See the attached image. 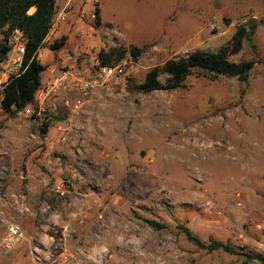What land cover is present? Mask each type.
Instances as JSON below:
<instances>
[{
  "label": "rangeland",
  "instance_id": "obj_1",
  "mask_svg": "<svg viewBox=\"0 0 264 264\" xmlns=\"http://www.w3.org/2000/svg\"><path fill=\"white\" fill-rule=\"evenodd\" d=\"M53 19L37 57L46 67L41 88L65 71L94 77L100 50L142 53L121 62L117 83L81 99L78 113L64 107L79 99L74 90L52 97L54 107L35 119L0 107V264H247L198 249L179 226L202 242L264 255V0H58ZM249 20L254 49L244 44L230 58L260 62L246 83L193 75L173 91L132 90L169 60L217 51ZM61 36L65 48L51 52ZM80 121L87 141L72 132ZM43 122L65 143L47 149ZM46 153L52 170L40 161ZM71 174L70 193L57 200L53 190ZM97 204L107 209L94 225L88 210ZM10 223L22 230L12 243Z\"/></svg>",
  "mask_w": 264,
  "mask_h": 264
},
{
  "label": "trees",
  "instance_id": "obj_2",
  "mask_svg": "<svg viewBox=\"0 0 264 264\" xmlns=\"http://www.w3.org/2000/svg\"><path fill=\"white\" fill-rule=\"evenodd\" d=\"M55 12V0H0V62L7 60L12 51L13 32L19 31L25 35L22 67L17 75L9 77L0 104L2 111L11 118H15L28 106H34L35 96L42 86V75L46 71V67L38 61L37 57L39 51L45 48L43 41L50 32ZM93 18L95 24L99 26L101 17L97 4L94 5ZM255 32L256 24L253 20L240 24L227 44L217 51L197 50L183 57L169 60L162 67H155L148 71L144 80L132 86V90L141 94L173 91L183 88L185 80L193 75L202 76L211 81L222 76L246 83L254 65L260 62L249 60L235 63L230 61V58L237 55L244 44L254 49ZM66 42L67 37L61 36L49 45V50L60 52L65 48ZM141 53L142 49L135 46L128 48L116 46L108 51L100 50L97 61L100 67H115L128 58L137 60ZM161 76H166L164 84L159 81ZM32 117L37 118L35 115ZM48 129L49 125L43 122L41 135H45ZM146 223L156 231L164 229V226L158 222L148 220ZM178 229L189 243L200 250L208 253L221 251L230 256L244 258V263L247 264H264V255L242 253L229 244L215 240L202 242L186 227L179 226Z\"/></svg>",
  "mask_w": 264,
  "mask_h": 264
},
{
  "label": "built area",
  "instance_id": "obj_3",
  "mask_svg": "<svg viewBox=\"0 0 264 264\" xmlns=\"http://www.w3.org/2000/svg\"><path fill=\"white\" fill-rule=\"evenodd\" d=\"M58 19V18H57ZM59 20V19H58ZM57 20V21H58ZM54 22V19H53ZM52 22V27L48 36L44 39L43 45H45L50 36L55 30L56 24ZM25 35L19 31H14L11 37L12 51L8 56L7 60L0 62V104L3 100V90L7 84L9 77L12 75H17L22 67L24 53H25ZM123 68L120 66L115 67H100L98 61L95 62V75L91 78H75L71 71L63 72L59 77L55 78L52 82L47 83L44 88H41L37 94L38 98L44 99L45 97H56L62 93L74 90L78 96V100L75 102H70L65 100L64 107L69 109L73 113H78L82 107V100L87 97L91 92L96 89L106 87L108 80H114L116 83L118 79L123 76ZM35 105V102H34ZM46 111L41 104L35 107L32 111L28 106L18 115L29 118L32 116L40 117ZM65 139L62 138V141ZM76 174L66 175L59 182V184L53 190L57 195V200L64 199L70 192L72 187V182L75 180ZM7 229V242L12 243L17 241L22 237V230L16 224H8Z\"/></svg>",
  "mask_w": 264,
  "mask_h": 264
},
{
  "label": "crops",
  "instance_id": "obj_4",
  "mask_svg": "<svg viewBox=\"0 0 264 264\" xmlns=\"http://www.w3.org/2000/svg\"><path fill=\"white\" fill-rule=\"evenodd\" d=\"M57 1L58 0H55V2L57 3ZM32 11H30V13H31ZM40 52V51H39ZM35 105H38V104H41L42 105V107H48V108H50V107H54V103H55V101H53V99H52V97H50V98H48V97H45L44 99H41L40 97L37 99L36 97H35ZM84 114H86L85 112H83V114H81V117H83L84 118ZM80 122H82V123H80L78 126H76V127H74L75 128V130H73L72 132H75V133H80L82 136H83V139L84 140H86V137H85V133H87V131H88V127L86 126V125H84V124H86L85 122H83V121H80ZM84 123V124H83ZM86 131V132H85ZM72 132H67V133H72ZM57 138V133H55V132H53V131H51V132H47V134H46V138H45V145H46V147H47V149H53V148H55L56 149V147H57V145H58V143H65V141H66V138L65 137H63V136H61L60 137V141H59V139H56ZM62 138H64L65 140L64 141H62ZM88 139V138H87ZM87 141V140H86ZM45 166H48L47 168H48V170H52V167L50 168L49 167V165H51L52 164V162H51V158L49 157V156H47V153L44 155V158H42L41 160H40ZM27 176L29 177V178H31V179H34V177L30 174V171L28 170L27 171ZM58 185V184H57ZM57 196V195H56ZM57 198V197H56ZM106 209H107V206L105 207V206H102V205H99V204H97V205H93V206H91L90 208H89V212L91 213L90 215H89V219H91L92 221L94 220L95 221V223H94V225H99V222L97 221V220H102V218H103V216L101 217V214H103V210L104 211H106ZM88 212V213H89ZM97 215V216H96ZM96 217V218H95ZM70 226H65L64 225V229L65 230H67L68 228H69ZM96 227V226H95ZM64 236H67L65 233H64Z\"/></svg>",
  "mask_w": 264,
  "mask_h": 264
}]
</instances>
